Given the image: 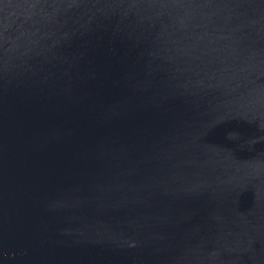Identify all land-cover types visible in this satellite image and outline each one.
<instances>
[{"label": "water", "instance_id": "water-1", "mask_svg": "<svg viewBox=\"0 0 264 264\" xmlns=\"http://www.w3.org/2000/svg\"><path fill=\"white\" fill-rule=\"evenodd\" d=\"M0 264H264V0H0Z\"/></svg>", "mask_w": 264, "mask_h": 264}]
</instances>
